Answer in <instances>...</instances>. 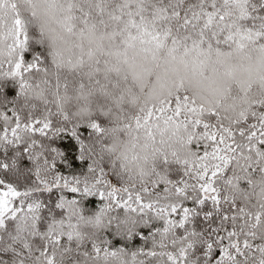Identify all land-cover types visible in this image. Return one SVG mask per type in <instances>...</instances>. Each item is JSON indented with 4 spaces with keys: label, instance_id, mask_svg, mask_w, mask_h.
Listing matches in <instances>:
<instances>
[{
    "label": "snow or ice",
    "instance_id": "6c2138e0",
    "mask_svg": "<svg viewBox=\"0 0 264 264\" xmlns=\"http://www.w3.org/2000/svg\"><path fill=\"white\" fill-rule=\"evenodd\" d=\"M0 264H264V0H0Z\"/></svg>",
    "mask_w": 264,
    "mask_h": 264
}]
</instances>
